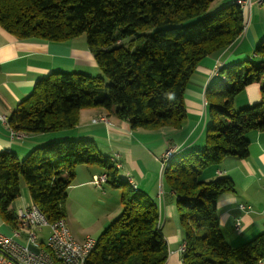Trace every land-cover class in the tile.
Masks as SVG:
<instances>
[{
	"label": "trees",
	"instance_id": "trees-1",
	"mask_svg": "<svg viewBox=\"0 0 264 264\" xmlns=\"http://www.w3.org/2000/svg\"><path fill=\"white\" fill-rule=\"evenodd\" d=\"M215 0H0V28L17 40L63 43L84 36L101 76L55 72L38 80L6 120L12 131H63L78 123L80 110H112L131 129L179 128L186 118L184 90L199 62L235 43L244 30L240 5L207 15ZM250 61L222 67L204 92L210 120L204 144L184 153L162 173L177 196L183 234L181 264H258L264 232L230 247L215 214L220 195L233 182L209 181L203 172L225 158L246 159V135L264 132V39ZM106 80V92L101 93ZM256 84L260 102L234 109L235 97ZM97 166L105 183L120 189L121 213L95 239L85 264H165L167 245L157 226L158 209L119 178L118 170L89 139L48 142L18 159L0 153V218L16 228L9 206L23 181L32 204L49 222L64 220L66 191L77 166Z\"/></svg>",
	"mask_w": 264,
	"mask_h": 264
},
{
	"label": "crops",
	"instance_id": "crops-1",
	"mask_svg": "<svg viewBox=\"0 0 264 264\" xmlns=\"http://www.w3.org/2000/svg\"><path fill=\"white\" fill-rule=\"evenodd\" d=\"M239 1L244 0L214 2H218L216 6L220 8ZM263 5L264 0H249L240 38L199 62L184 90L186 118L177 129L133 130L127 122L114 117V109L107 111L97 107L80 110L77 125L59 133L12 131L6 120L32 92L38 80L55 72L89 75L98 72L93 55L82 37L63 43L21 41L0 28V153L10 152L21 159L33 149L61 139H89L100 145L103 151L111 153V157L104 156L115 165L119 178L156 205L158 229L167 245L165 264H181L183 234L175 206L177 196L162 180L160 158L170 148L175 149L174 157L177 158L204 144L206 128L210 123L204 92L212 83L219 81L217 73L220 68L243 61L258 62L254 48L264 39ZM259 101V90L251 84L235 97L233 107L242 109ZM100 117H105L108 123L96 121ZM246 138L249 142L246 159L225 158L219 164L210 166L202 175L204 181L226 177L234 184V192L218 197L215 209L220 232L230 247H238L264 232V132L251 131ZM101 175L104 174L99 167L77 166L74 181L66 191L64 222L78 242L87 237L96 239L121 213L120 189L112 188L105 182L99 187L92 184L93 177ZM19 197L9 206L15 216L18 210L31 204L21 182ZM95 211H98L97 217H93ZM237 221L239 227L236 229ZM16 225V228H11L0 218V235L12 236L13 230L19 229V240L23 241L25 233L20 229L17 218ZM48 234V228L37 231L42 243Z\"/></svg>",
	"mask_w": 264,
	"mask_h": 264
},
{
	"label": "built area",
	"instance_id": "built-area-1",
	"mask_svg": "<svg viewBox=\"0 0 264 264\" xmlns=\"http://www.w3.org/2000/svg\"><path fill=\"white\" fill-rule=\"evenodd\" d=\"M248 2L249 0H244L237 3L243 10L245 22ZM96 121L108 123L105 117H100ZM175 153V149L170 148L160 158L161 175ZM105 180V175H101L93 177L91 182L99 187ZM16 218L20 229H23L25 233V239L19 240V229H14L12 236L0 235V264H85L95 245V239L89 237L83 242H77L70 234L64 220L49 222L38 207L32 203L18 210ZM238 227L237 221L235 228ZM41 228L49 230L44 243L38 239L37 235V231ZM183 250L184 245L181 246L180 253ZM258 264H264V259L260 260Z\"/></svg>",
	"mask_w": 264,
	"mask_h": 264
},
{
	"label": "rangeland",
	"instance_id": "rangeland-1",
	"mask_svg": "<svg viewBox=\"0 0 264 264\" xmlns=\"http://www.w3.org/2000/svg\"><path fill=\"white\" fill-rule=\"evenodd\" d=\"M220 1V0H219ZM216 3V4H215ZM216 5H218V2H213L212 3V5L209 7V9H208V11H207V15H209V14H211V13H213V12H215L216 11V9L215 8H217L218 6H216ZM263 8H264V5H263ZM79 37H82L84 40H85V38H84V36H79ZM251 63H253V65L254 66H257L258 64L257 63H255V62H251ZM96 69H97V72L98 73H94V74H92V75H89V74H86V73H82V72H75V73H79V74H83V75H86V76H90V77H97V76H101V72H100V70H99V68L97 67V65H96ZM107 82H106V80H104V83H103V85H102V89H101V93H105L106 92V88H105V84H106ZM256 87H257V89H258V86L256 85V84H254ZM260 102V101H259ZM258 102V103H259ZM257 103V104H258ZM255 105V104H254ZM253 106V105H252ZM51 134H55V133H59V131H52V132H50ZM56 141V140H55ZM95 146L97 147V150L102 154V155H107V156H109V157H111L110 156V154L111 153H106L105 151H103L102 150V147L99 145V146H97V144H95ZM178 158V157H177ZM177 158L176 157H174V159H173V161H176L177 160ZM93 167H95V166H93ZM97 167V166H96ZM162 176V175H161ZM21 184L22 185H24V183H23V181L21 180ZM105 186V185H104ZM24 187H25V185H24ZM25 189H26V192L28 193V191H27V188L25 187ZM21 197H22V195H21ZM17 199H20V197L19 198H17ZM65 207H66V204H65ZM96 215V217L98 216V211H95V212H93V217ZM77 222H78V220H77ZM70 232V231H69ZM71 234V233H70ZM74 238V237H73ZM78 242V241H77ZM182 245H184V243H182Z\"/></svg>",
	"mask_w": 264,
	"mask_h": 264
}]
</instances>
